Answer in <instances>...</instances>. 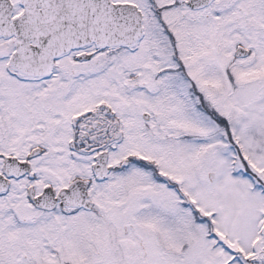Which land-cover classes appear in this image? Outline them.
<instances>
[{
    "label": "snow or ice",
    "instance_id": "obj_1",
    "mask_svg": "<svg viewBox=\"0 0 264 264\" xmlns=\"http://www.w3.org/2000/svg\"><path fill=\"white\" fill-rule=\"evenodd\" d=\"M0 264H264V0H0Z\"/></svg>",
    "mask_w": 264,
    "mask_h": 264
}]
</instances>
